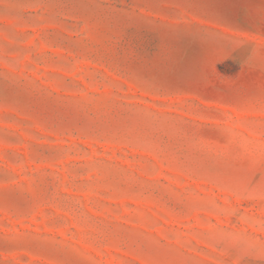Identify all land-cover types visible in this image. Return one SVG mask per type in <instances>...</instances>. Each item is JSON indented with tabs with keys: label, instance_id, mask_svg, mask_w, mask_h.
Returning a JSON list of instances; mask_svg holds the SVG:
<instances>
[{
	"label": "rangeland",
	"instance_id": "1",
	"mask_svg": "<svg viewBox=\"0 0 264 264\" xmlns=\"http://www.w3.org/2000/svg\"><path fill=\"white\" fill-rule=\"evenodd\" d=\"M0 264H264V0H0Z\"/></svg>",
	"mask_w": 264,
	"mask_h": 264
}]
</instances>
